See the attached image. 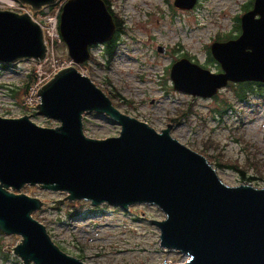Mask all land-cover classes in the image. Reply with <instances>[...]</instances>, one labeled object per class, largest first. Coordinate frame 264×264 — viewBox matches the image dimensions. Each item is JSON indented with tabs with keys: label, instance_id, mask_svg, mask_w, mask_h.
Instances as JSON below:
<instances>
[{
	"label": "water",
	"instance_id": "95a60500",
	"mask_svg": "<svg viewBox=\"0 0 264 264\" xmlns=\"http://www.w3.org/2000/svg\"><path fill=\"white\" fill-rule=\"evenodd\" d=\"M19 1L34 10L63 1L58 31L76 65L88 61L91 47L108 43L116 31L104 0ZM196 1L174 0L173 6L189 10ZM239 26L236 37L209 45L219 71L182 56L169 68L172 88L211 98L229 83L264 85V0H253ZM46 53L42 30L27 12L0 10V64L39 62ZM36 93L37 114L57 120V126H40L26 114L0 116V233L21 236L5 251L23 264H87L64 253L31 216L45 206L42 200L14 192L37 185L65 194L53 209L65 201L123 210L136 203L156 206L164 215L150 220L158 228L159 246L187 256L176 264H264V187L225 184L206 157L171 136L170 123L156 131L120 112L75 67L58 70ZM89 112L116 122L118 135L86 136L82 118Z\"/></svg>",
	"mask_w": 264,
	"mask_h": 264
},
{
	"label": "rangeland",
	"instance_id": "374dc122",
	"mask_svg": "<svg viewBox=\"0 0 264 264\" xmlns=\"http://www.w3.org/2000/svg\"><path fill=\"white\" fill-rule=\"evenodd\" d=\"M173 1L108 0L120 28L109 60L105 44H97L90 49V60L76 65L61 41L48 47L41 62L0 64V116L26 114L40 126H57V120L37 114L36 107L27 103L31 87L25 91L26 76L34 69L35 82L38 77L47 75V79L48 74L75 67L120 112L156 131L170 123L171 136L206 157L225 184L264 187V99L259 95L264 88L253 85L239 99L235 95L238 83H229L214 97L200 98L174 90L169 78L171 63L181 56L211 72L219 71L218 63L209 57V45L239 34V18L251 8L252 0H197L189 10L174 7ZM60 2L43 12L57 14ZM158 46L164 47V53L158 52ZM82 122L84 134L91 138L116 136L120 130L116 122L95 112L85 113ZM221 163L242 166L245 179ZM14 192L42 200L45 206L31 216L45 226L64 253L87 264H176L187 260L186 255L159 246L158 228L150 220H161L164 215L154 205L136 203L123 210L109 204L92 207L86 201H65L53 209L55 200L65 194L37 185ZM69 212L78 214L69 217ZM20 242V235L0 233V264H23L13 251H5Z\"/></svg>",
	"mask_w": 264,
	"mask_h": 264
},
{
	"label": "built area",
	"instance_id": "2783aa9c",
	"mask_svg": "<svg viewBox=\"0 0 264 264\" xmlns=\"http://www.w3.org/2000/svg\"><path fill=\"white\" fill-rule=\"evenodd\" d=\"M0 10H10L19 14L27 12L31 19L40 25L44 43L47 47L53 46L55 43L61 41L57 30V14L49 15L42 12V10L34 11L29 5L21 3L19 0H0ZM46 76H43L42 78L38 77L37 80L30 86L31 88L27 93V103L35 106L36 108V104L39 103V96L36 91L44 84L43 82L45 80L46 83L52 77L48 74L47 79H44Z\"/></svg>",
	"mask_w": 264,
	"mask_h": 264
},
{
	"label": "trees",
	"instance_id": "16d2710c",
	"mask_svg": "<svg viewBox=\"0 0 264 264\" xmlns=\"http://www.w3.org/2000/svg\"><path fill=\"white\" fill-rule=\"evenodd\" d=\"M106 5H107V8L108 10L110 11V13L112 14L113 16V19H114V22L116 24V28H117V35L119 33V24H118V21L116 20L117 18L114 17L110 7H109V4H108V0H104ZM48 8H53V6H47ZM58 16H59V11H60V6L58 8ZM117 37V36H116ZM116 37L112 38L111 41H109L108 43L105 44V56H106V59L109 60L111 59V57L113 56V52H114V46H115V40H116ZM209 57L212 59V57L210 56L209 54ZM86 62H84L83 64H85ZM3 67H6V65H2ZM35 77H36V73H35V70L34 69H31L30 72L27 74L26 76V80H25V84H24V88H25V91H27L28 87L34 82L35 80ZM253 85H256L258 86L259 88L263 87L264 88V85L263 84H260V83H254V82H243V83H238V89L235 91V95L237 98L239 99H243L245 96H246V91L247 90H251L252 86ZM260 97L264 99V89L263 91H260L259 93ZM224 167L226 168H232L234 170H236L237 172L240 173L241 177L243 179H245V170L243 169L242 166L240 165H237V164H234V163H221ZM249 180L251 179L250 177H247ZM78 213H74L72 214V212H69L68 213V216L69 217H73L74 215H77Z\"/></svg>",
	"mask_w": 264,
	"mask_h": 264
},
{
	"label": "flooded vegetation",
	"instance_id": "af4514ba",
	"mask_svg": "<svg viewBox=\"0 0 264 264\" xmlns=\"http://www.w3.org/2000/svg\"><path fill=\"white\" fill-rule=\"evenodd\" d=\"M245 7H247V5L245 6ZM237 26V25H236ZM238 26H239V24H238ZM240 28V27H239ZM117 36V28H116V31H115V34H114V36H113V38L114 37H116ZM218 39H220V38H218ZM227 39H229V38H227ZM106 118V117H105ZM107 119V118H106ZM108 120V119H107Z\"/></svg>",
	"mask_w": 264,
	"mask_h": 264
}]
</instances>
